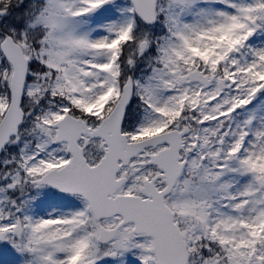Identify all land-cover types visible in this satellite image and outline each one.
<instances>
[{
	"label": "snow or ice",
	"instance_id": "snow-or-ice-1",
	"mask_svg": "<svg viewBox=\"0 0 264 264\" xmlns=\"http://www.w3.org/2000/svg\"><path fill=\"white\" fill-rule=\"evenodd\" d=\"M0 264H264V0H0Z\"/></svg>",
	"mask_w": 264,
	"mask_h": 264
}]
</instances>
